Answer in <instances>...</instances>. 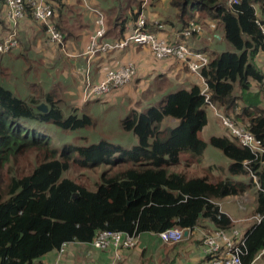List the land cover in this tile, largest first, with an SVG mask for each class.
I'll list each match as a JSON object with an SVG mask.
<instances>
[{"label": "trees", "instance_id": "trees-1", "mask_svg": "<svg viewBox=\"0 0 264 264\" xmlns=\"http://www.w3.org/2000/svg\"><path fill=\"white\" fill-rule=\"evenodd\" d=\"M64 1L56 0L54 7L59 13L55 26L62 35V10L68 8ZM108 1L114 5L111 2L106 9V35L116 31L122 37L127 25L135 22L143 0ZM167 1L181 30L190 21H214L222 28L223 40L233 50L215 54L200 71L209 102L246 127L264 150V34L260 30L264 0H241L232 7L227 0ZM3 4L0 0V13ZM45 103L48 110L39 112L37 99L22 100L0 83V264H34L63 243L89 244L100 231L139 236L178 228L189 234L200 219L210 221L215 230L230 231L232 222L220 212L217 201L256 187L254 214L260 221L243 237V264L253 263L264 250V153L255 159L229 134L211 136L208 143L200 138L208 110L200 86L170 92L144 111L132 109L122 121L125 131L137 138L130 149L104 140L52 148L46 136L32 129L33 124H53L69 131L86 128L92 121L76 110L64 117L60 101L51 96L45 97ZM166 119L177 124L162 126ZM207 144L229 159L230 178L213 176L212 167L201 177L171 169L196 164ZM99 166L105 170L93 190L80 172L74 179L62 178L71 169L91 171ZM233 177H245L247 182H234Z\"/></svg>", "mask_w": 264, "mask_h": 264}, {"label": "crops", "instance_id": "crops-1", "mask_svg": "<svg viewBox=\"0 0 264 264\" xmlns=\"http://www.w3.org/2000/svg\"><path fill=\"white\" fill-rule=\"evenodd\" d=\"M87 2L93 7L98 3L101 5L104 3L102 0H87ZM64 3L68 8L62 10V20L65 23L62 26L65 38L62 45L48 43L43 33L44 27L27 15L19 23L18 48L1 56L0 83L16 97L22 100L33 97L39 101V104L46 105L45 97L48 95L52 100L60 101L59 108L64 117L69 116L73 110L87 116L92 111L102 112L103 108L100 106L102 102L114 106L119 102L128 104L131 109L144 111L150 106L157 105L161 98L170 92L179 89L189 90L196 84L200 86L199 79L189 74L180 63L174 60L158 62L145 47H128L122 51L88 59L84 55V49L87 35L92 29V16L83 8L81 0H65ZM151 7L153 9L146 8L148 17L165 26L162 32L164 37L170 41L175 40V34L181 30L176 14L171 11L173 20L163 22L160 18L163 11ZM58 18L59 13L55 12L53 21L56 26ZM129 24L124 33L129 30ZM216 27V31L206 28L202 35L186 39V45L192 50L204 53L209 59L212 57L211 54H219L215 50V45L225 41L222 28L217 25ZM107 37L109 40L120 38L116 31ZM125 63H131L137 70L136 77L128 86L116 91L107 99L83 100L84 87L97 83L105 70ZM252 88L255 90L254 84ZM97 101L101 103H97L95 107L90 106V103ZM207 112H210V115L207 114V124L202 131L208 130L211 136L228 134L214 113L209 109L206 110ZM176 124L177 120L166 119L162 126ZM196 164L185 170L181 166L180 169H171L174 172L184 171L189 175L201 177L203 169L195 167ZM208 167L214 169L211 170L213 176L223 180L230 178L223 166L212 163ZM219 171L222 175L216 174ZM232 180L247 182L245 177H233ZM256 189L257 187L245 191L240 196L226 197L217 201L220 212L231 220L233 225L231 229L238 231V239L243 238L247 231L258 223L254 214ZM213 230L215 229L210 221L200 219L198 225L179 243L164 244L157 234L143 233L139 235L135 248L121 250L118 253L112 249L95 250L90 243L74 242L67 245L63 255H59L58 251L54 250L36 260L34 264H203L205 255L202 251L201 238ZM254 264H264V250L256 257Z\"/></svg>", "mask_w": 264, "mask_h": 264}, {"label": "built area", "instance_id": "built-area-1", "mask_svg": "<svg viewBox=\"0 0 264 264\" xmlns=\"http://www.w3.org/2000/svg\"><path fill=\"white\" fill-rule=\"evenodd\" d=\"M56 0H4L3 13L7 24V32L0 39V57L18 46L19 23L27 15L44 27V34L48 43L58 46L64 43L63 35L58 32L53 21ZM83 8L92 16V29L87 35L84 55L88 59L115 51H122L128 47H145L156 61L174 60L187 69L189 74L197 77L200 81L201 94L205 102L220 125L228 134L236 139L241 146L247 148L257 159L263 153L261 142L244 126L236 124L233 119L226 116L222 110L209 102L208 86L200 75L202 68L206 67L209 58L202 52L190 49L185 41L192 36H200L205 29L216 31V25L212 21L195 22L190 21L186 28L175 34V40H168L162 35L165 26L158 21L151 20L147 15L148 0H143L142 8L134 23L122 37L109 40L106 32V19L103 12L97 7L88 4L87 0H81ZM241 0H227L229 7L236 5ZM264 34V25H260ZM161 33V34H160ZM219 39V38H218ZM137 70L131 63H125L113 69H107L97 83L87 85L83 89V100L104 98L113 96L128 86L136 77ZM255 181V177H253ZM260 216L256 215L257 222ZM183 231L171 228L158 234L164 244H176L183 238ZM239 233L236 229L230 231L216 229L204 234L201 238L202 251L205 255L203 264H243L241 258L246 254L244 238L238 239ZM139 241L136 234L124 232L100 231L97 233L90 245L95 250L112 249L115 253L121 250L134 248ZM69 243H63L58 249V254L63 255ZM208 258V260H206ZM251 264H254L251 263Z\"/></svg>", "mask_w": 264, "mask_h": 264}, {"label": "rangeland", "instance_id": "rangeland-1", "mask_svg": "<svg viewBox=\"0 0 264 264\" xmlns=\"http://www.w3.org/2000/svg\"><path fill=\"white\" fill-rule=\"evenodd\" d=\"M102 1H104V3L102 4L103 6L98 3L96 7L103 12L104 16H106V9L111 7L112 4L114 5V3L113 1L109 2L108 0ZM151 6H153L154 9H159V11H163L162 17H160L163 22L167 20H173V17L170 15V12L172 11L175 13V10L170 8L168 1L163 0L162 2H154L153 0H148L147 7L149 9H153ZM65 12L66 11H64V13ZM6 32L7 24L5 22L4 13H0V36L2 34V36L4 37ZM2 36L0 38H3ZM211 41L214 42L213 38H211ZM215 50L221 53L224 51H231L233 49L229 44L225 42H219L217 45H215ZM214 55L215 54H211L210 56ZM91 101L95 100L91 99ZM97 103L101 102H92L90 103V106L95 107L96 105H98ZM100 106L101 108H103L102 112H100V110H97L92 111L90 115H87L91 119L92 124L86 128L66 131L54 126L53 124L37 123L35 124V126L33 124L32 129L38 132L39 134L46 136L50 142L51 147L56 148L58 150H60L64 145L90 146L102 140L110 142L112 144L120 145L124 149H130L133 146L137 145V138L134 136V134L132 132L125 131V129L122 127V121L128 116V114L132 110L131 108H129L128 104L125 105L118 102L117 104H115V107L114 105H111L109 103L102 102ZM86 111L88 110L86 109ZM207 114L210 115V112H207ZM211 135V133H208V130H204L200 133V138L206 143H208L207 140ZM30 160L32 161L31 157ZM212 163L216 164V166H223L227 172V168L230 161L222 154L220 150L207 144V148L204 154L198 159V162L195 167H197L198 169H203L202 174H205L206 170H204V168H207L208 166L212 165ZM24 166H27V164L24 163ZM29 168L30 167L27 166L26 170H28ZM178 168L180 169V167ZM103 170H105L104 166H99L98 168L92 169L91 171L71 169V171L64 172L62 178L74 179L78 177L80 172L82 173L81 178H88H83L86 186L89 189L93 190L95 189V186H93V184L98 180V177ZM216 174L222 175L220 171L216 172ZM227 176L229 175L227 174Z\"/></svg>", "mask_w": 264, "mask_h": 264}, {"label": "water", "instance_id": "water-1", "mask_svg": "<svg viewBox=\"0 0 264 264\" xmlns=\"http://www.w3.org/2000/svg\"><path fill=\"white\" fill-rule=\"evenodd\" d=\"M36 108L39 112L42 113H45L48 110L47 106L44 103H40ZM184 236H187V232H184Z\"/></svg>", "mask_w": 264, "mask_h": 264}]
</instances>
